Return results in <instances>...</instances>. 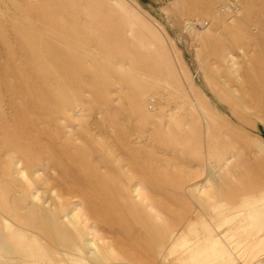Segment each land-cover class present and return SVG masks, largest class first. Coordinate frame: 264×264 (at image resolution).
I'll return each mask as SVG.
<instances>
[{
	"label": "rangeland",
	"instance_id": "1",
	"mask_svg": "<svg viewBox=\"0 0 264 264\" xmlns=\"http://www.w3.org/2000/svg\"><path fill=\"white\" fill-rule=\"evenodd\" d=\"M0 264H264V0H0Z\"/></svg>",
	"mask_w": 264,
	"mask_h": 264
},
{
	"label": "bare ground",
	"instance_id": "2",
	"mask_svg": "<svg viewBox=\"0 0 264 264\" xmlns=\"http://www.w3.org/2000/svg\"><path fill=\"white\" fill-rule=\"evenodd\" d=\"M234 8L232 5H229L225 8L222 9V12L223 13H229L230 15L229 16H232V14H235L236 12V8H235V12L233 11ZM83 34L84 31L82 30ZM81 33V32H80ZM69 36V34H67ZM67 36V37H68ZM86 37V35H84ZM25 37V36H24ZM83 38V37H82ZM128 65V64H127ZM230 70L231 71H234L235 70H232V68L230 67ZM236 73H238L236 71ZM232 75L234 74L233 72L231 73ZM260 74V73H259ZM257 76L258 78L260 77V75H258L257 73ZM218 89V88H217ZM68 92V91H67ZM220 92V91H219ZM221 93V92H220ZM223 94V93H222ZM224 95V94H223ZM225 96V95H224ZM66 99V98H65ZM118 128V127H117ZM34 170V169H33ZM38 177V174H37V171L36 172H33L32 173V179L33 178H37ZM90 179H91V175H90ZM34 180V179H33ZM84 181V180H83ZM35 182V180H34ZM56 183V182H55ZM84 183L88 186V185H91L90 183L84 181ZM46 185L48 183H45ZM49 184H50V181H49ZM44 185V184H43ZM54 185V184H53ZM56 185V184H55ZM80 185V183H79ZM49 187L47 188L48 189V192H53L55 189L53 188L52 185H48ZM46 191V190H45ZM44 191V192H45ZM43 192V193H44ZM55 193H58L57 191ZM54 193V195H55ZM46 196V195H45ZM44 198V197H43ZM31 199L34 201L35 203V200H37V198L35 197V195L33 197H31ZM41 200V199H40ZM39 201V200H38ZM42 201V200H41ZM48 204V203H47ZM51 205V203H50ZM39 204H35L34 205V208L36 209V212L38 213V216L40 217V208H39ZM53 207V205H52ZM52 210V209H51ZM58 211V210H57ZM71 213V212H70ZM86 213V212H85ZM78 214V213H77ZM65 218V217H64ZM67 218L69 219V223H70V226L72 228V230L75 232V230H79L78 232H80L81 234V237H79V240L82 241L83 243V248L84 250L87 252V253H90L91 251H96V247L94 246V244L91 242V240H89V236H90V233H89V230L87 228V225H90V223L92 222V220L94 219V214H82L81 216H76V214L74 215L73 213L70 214V215H67ZM95 218H96V215H95ZM66 220V219H65ZM67 223V222H66ZM69 225V224H68ZM125 238H128V237H125ZM127 244V243H126Z\"/></svg>",
	"mask_w": 264,
	"mask_h": 264
}]
</instances>
